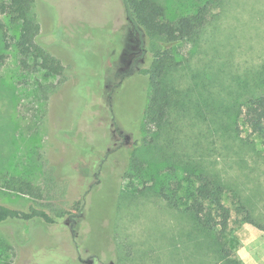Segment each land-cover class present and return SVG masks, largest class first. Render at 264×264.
Instances as JSON below:
<instances>
[{"label":"rangeland","instance_id":"1","mask_svg":"<svg viewBox=\"0 0 264 264\" xmlns=\"http://www.w3.org/2000/svg\"><path fill=\"white\" fill-rule=\"evenodd\" d=\"M153 1L170 20L208 6V21L194 39L175 46L179 64L162 76L170 102L160 127L144 118L146 80L128 70L135 55L129 32L122 55L118 37L98 36L126 30L120 0H35L41 29L59 31L48 52L64 66L61 75L31 61L21 66L18 25L0 11V175L26 177L44 190L36 203L0 185V203L21 210L47 204L61 212L80 200L74 186L84 185L87 196L75 239L56 225L54 232L21 228L14 240L11 226H0V238L10 245L0 249V262L245 264L254 256H242L233 235L245 215L264 240V145L240 117L245 100L264 95V0ZM106 10L109 18H96ZM70 37L85 50L81 60ZM92 37L89 48L85 41ZM111 91L113 119L104 110ZM132 155L143 161L140 177H124ZM197 172L223 187L231 214L223 250L184 209ZM160 188L179 199L178 207Z\"/></svg>","mask_w":264,"mask_h":264},{"label":"trees","instance_id":"2","mask_svg":"<svg viewBox=\"0 0 264 264\" xmlns=\"http://www.w3.org/2000/svg\"><path fill=\"white\" fill-rule=\"evenodd\" d=\"M40 1L44 2V0ZM120 1L124 9L126 30L123 27V30H120L123 33L116 32L115 34H110L107 31L98 36L99 38L106 39L111 35L113 38L110 41L114 39V42H116L118 37L117 45L120 46V54L122 55L123 51L126 50L124 49V41L127 31L129 32V42L134 46L133 51L135 55L130 57L128 61V70L129 73L139 75L146 80L148 97L144 118L148 123L160 127L167 117L170 102V96L162 86V76L166 70L179 64L175 59V46L194 39L208 21V6L207 4L200 5L194 12L180 16L175 20H170L165 16L163 7L153 0ZM34 2L35 0H3L0 3V11L5 13L10 21L18 25L15 47L21 66L27 69L31 61V66L34 68L36 66L53 74L61 75L65 72L64 66L60 60L48 52V48L56 41L59 31L52 30L47 32L41 29L33 11ZM110 16L111 13L106 10L101 11L96 18L102 17L103 19H107ZM77 27V29L71 30L73 36L80 29V26ZM69 42L74 47L71 37L69 38ZM85 42H88L87 47H95L93 37L92 39H87ZM66 44L68 45V43ZM102 49L100 48V50ZM75 50L81 60V56L85 53V50H78L77 48ZM72 71L75 76L74 69ZM111 96L112 91L107 97L108 105H106V109H103L107 110L109 117L113 119L112 107L109 103ZM101 105H98V108ZM240 117L242 124L250 132L257 135L264 145V95L253 96L245 100L240 108ZM112 127L116 131H120L114 124ZM67 129L73 131L76 128L75 126H71ZM66 146L67 149L71 147L69 152L72 154L74 152L72 142L67 141ZM142 162L138 156L132 155L128 171L124 177H140L143 169ZM72 170L76 173L74 166ZM63 177L70 178L69 175H64ZM192 177L195 179V185L193 190L188 193V197L184 202V209L193 216L200 228L214 234L219 249L223 250L222 234L229 225L231 215L229 208L224 205L221 198L223 187L213 182L203 173H192ZM0 185L5 189L27 194L36 203L43 197L44 190L26 177L3 174L0 175ZM75 187L77 195H80L81 198L68 211L58 212L47 204H41V207L30 205L26 210H21L0 203V226L10 225L12 228L11 234L14 239L17 231L23 235L21 228L27 230L31 227H40L43 230L54 232L56 231V225H59L57 228H66L71 238L75 239L79 225L85 217L87 203L84 185ZM159 194L172 207L176 208L180 204L179 199L166 193L163 188L159 189ZM66 220L69 222L68 224L60 222ZM241 221L249 222L260 228L248 215H245ZM8 248H10V245L5 239L0 238V249L4 250ZM79 248L73 247V253L80 250ZM0 264L13 263L11 260H3Z\"/></svg>","mask_w":264,"mask_h":264},{"label":"crops","instance_id":"3","mask_svg":"<svg viewBox=\"0 0 264 264\" xmlns=\"http://www.w3.org/2000/svg\"><path fill=\"white\" fill-rule=\"evenodd\" d=\"M233 235L238 240V242L242 244V247L240 248V254L242 256H254L245 264H264V249L261 247L264 243L262 230H258L256 226L249 222H242L234 229ZM259 247L263 251L256 253V250Z\"/></svg>","mask_w":264,"mask_h":264}]
</instances>
